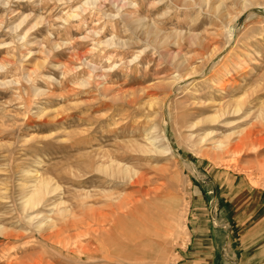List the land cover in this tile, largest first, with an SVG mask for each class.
<instances>
[{
  "label": "rangeland",
  "instance_id": "obj_1",
  "mask_svg": "<svg viewBox=\"0 0 264 264\" xmlns=\"http://www.w3.org/2000/svg\"><path fill=\"white\" fill-rule=\"evenodd\" d=\"M0 264H264V0H0Z\"/></svg>",
  "mask_w": 264,
  "mask_h": 264
},
{
  "label": "bare ground",
  "instance_id": "obj_2",
  "mask_svg": "<svg viewBox=\"0 0 264 264\" xmlns=\"http://www.w3.org/2000/svg\"><path fill=\"white\" fill-rule=\"evenodd\" d=\"M258 134H259V132H255L254 129H249L238 142H235V143L231 144L230 147L228 148V150L236 151V150H239L242 147L244 148V146H247L249 144H253L254 145L256 143H260L262 138ZM241 151H242V149H241Z\"/></svg>",
  "mask_w": 264,
  "mask_h": 264
}]
</instances>
